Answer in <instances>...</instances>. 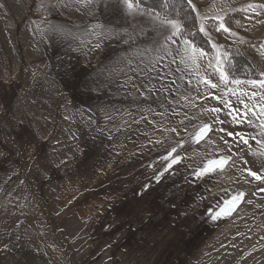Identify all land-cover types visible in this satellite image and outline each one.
<instances>
[{
	"label": "rangeland",
	"instance_id": "obj_1",
	"mask_svg": "<svg viewBox=\"0 0 264 264\" xmlns=\"http://www.w3.org/2000/svg\"><path fill=\"white\" fill-rule=\"evenodd\" d=\"M192 4L172 43L119 0H0V264H264V0Z\"/></svg>",
	"mask_w": 264,
	"mask_h": 264
},
{
	"label": "snow or ice",
	"instance_id": "obj_2",
	"mask_svg": "<svg viewBox=\"0 0 264 264\" xmlns=\"http://www.w3.org/2000/svg\"><path fill=\"white\" fill-rule=\"evenodd\" d=\"M119 2L123 5V10L127 16L147 17L149 21L155 22L156 28L154 29V31L159 37H162L164 41H171L172 43H176V40L173 38L182 36L184 21L177 18L179 16V13L176 12L175 8H173V12L175 13L174 16L169 15L167 13L165 15H161L159 11H156L157 8L156 5H153L152 7H142V5L144 4V0H119ZM187 2L189 5H192V0H187ZM166 6H167V0H162V3L158 7L166 8ZM192 7L193 10H195V7L194 6ZM185 19H187V17H185ZM220 30H223L225 32L229 31V29L225 26L223 22L220 23L219 28L217 29V31ZM199 32L205 33V35H207L206 29L204 28L203 24H201L199 28ZM144 35H147V33H145ZM152 43L159 44V40L153 39ZM145 50L147 51V49ZM177 51L181 54L182 62L186 59L188 61H191L193 64H196L200 58L206 55L202 47L198 46L194 40L188 38L182 39V47L177 49ZM221 63H222V57L218 55L217 68L220 73V78L223 80V79H227V74L225 69L220 66ZM205 82L210 83V81H205ZM236 83L239 84L240 81L237 80ZM252 83L255 84V81H253ZM261 86H264V83H262ZM212 87H216V85L213 84ZM253 96H255V93H253ZM262 99H264V97H262ZM241 103H243V101H241ZM245 108L249 112L253 111L251 108L248 107V105H245ZM212 111H217V109H213ZM260 112L261 115H264V107L261 108ZM245 115H247V112H245ZM253 115H255V112H253ZM249 124H251V121H249ZM261 124L262 127H264V121H262ZM210 130L211 128L209 125L207 124L204 125L197 133L198 139L203 138ZM228 135L232 137H239V140L245 145H247L249 142L248 139H245L242 133L229 132ZM173 151H175V149H173ZM169 155H171V153H169ZM165 158L167 159V157ZM176 162H177L176 159L172 160V163H176ZM227 162H228V158L209 160L198 174L207 175L216 172L218 170H223ZM169 167H171V164L169 165ZM248 174L256 178L257 180L264 179V177H261L251 169L248 170ZM242 196L243 193H239L237 195L230 197L229 199L224 200L223 204L218 206V210L213 215V219L220 218L221 216L230 215Z\"/></svg>",
	"mask_w": 264,
	"mask_h": 264
},
{
	"label": "trees",
	"instance_id": "obj_3",
	"mask_svg": "<svg viewBox=\"0 0 264 264\" xmlns=\"http://www.w3.org/2000/svg\"><path fill=\"white\" fill-rule=\"evenodd\" d=\"M162 3V0H144V6L152 7L153 5H156V10L161 13H167L169 15H175L173 12V8H175L176 12L179 13V16L177 18L181 19L182 21H189L193 18H195V10H193V5H189L187 0H167V6L166 8H160L158 7ZM187 17V19H185ZM185 23V22H184ZM197 29H192L187 32L188 39L194 40L195 43L199 44L204 49H207L209 46L206 45V43H203V40L200 41L197 40ZM191 34V35H190ZM230 56V60L232 61L233 68H228L229 72L232 74L242 75V76H248L249 72V66L247 64L250 63L245 57V55H241L239 51H235L234 54Z\"/></svg>",
	"mask_w": 264,
	"mask_h": 264
}]
</instances>
